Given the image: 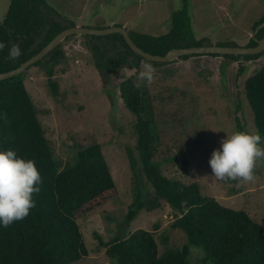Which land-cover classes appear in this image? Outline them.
I'll list each match as a JSON object with an SVG mask.
<instances>
[{"label":"rangeland","instance_id":"rangeland-1","mask_svg":"<svg viewBox=\"0 0 264 264\" xmlns=\"http://www.w3.org/2000/svg\"><path fill=\"white\" fill-rule=\"evenodd\" d=\"M10 0H0V21ZM76 26L106 28L123 26L128 31L161 35L170 29L173 11L183 0H45ZM194 36L210 45L247 46L253 24L264 14V0H188ZM84 35L69 36L60 44L65 60L54 67L57 83L52 93L43 65L25 71V85L35 106L55 160L64 167L73 162L77 149L98 143L117 187L111 199L78 218L88 254L70 264H113L95 234L104 241L129 236L140 229L152 230L159 255L174 252L187 242L181 229L172 228L177 211L166 201L151 211L142 210L127 226L124 218L133 200L132 172L127 149L137 140L135 115L126 107L119 85L131 78L149 97V109L159 134L155 159L170 178L197 182L203 195L221 205L245 210L262 223L264 218V160L258 161L252 182L220 181L208 163L220 141L239 130L258 131L244 96V82L264 66L258 58L231 60L223 56L195 55L175 59L154 68L151 83L138 79L148 64L122 67L102 73L93 64ZM131 62V61H130ZM262 143L264 137L262 136ZM188 161L183 170V159ZM145 183V180L142 179ZM204 250L191 246V264L202 262Z\"/></svg>","mask_w":264,"mask_h":264},{"label":"trees","instance_id":"trees-1","mask_svg":"<svg viewBox=\"0 0 264 264\" xmlns=\"http://www.w3.org/2000/svg\"><path fill=\"white\" fill-rule=\"evenodd\" d=\"M181 3L182 7L170 17L168 32L156 36L129 30L133 42L156 55H165L175 47L209 44L195 38L189 2L183 0ZM263 21L264 14L252 29ZM71 26H75L74 22L60 15L45 0H10L0 21V42L6 45L0 51V73L18 67L56 34ZM84 36L92 62L102 73H114L125 66L133 68L141 60L151 65L163 64L148 61L132 51L120 33ZM255 37H264V27ZM13 44L19 45L22 53L15 60L9 57ZM256 44L255 39L250 38L247 46ZM263 53L210 55L240 60L258 58ZM190 56L195 55L179 59ZM64 60L65 54L59 44L27 69L43 65L49 88L55 93L54 67ZM24 80L25 72L0 81V150H14L19 157L34 160L42 183L40 192L33 194L35 207L30 209L29 215L7 228H0V264H70L88 254L78 218L101 208L108 200H115L117 187L98 143L79 147L73 162L60 168ZM119 88L126 107L136 117L137 135L135 149H127L133 200L124 222L127 226L140 211L154 210L161 205L160 200H164L177 211L172 228L181 229L187 242L174 252L159 255L152 230L140 229L109 242L95 234L112 263L191 264V246H201L204 250L201 263L264 264V218L258 223L245 210L223 206L214 197L203 195L199 183H183L168 177L155 159L159 134L149 109V97L131 78L121 81ZM244 96L253 122L264 137V66L246 78ZM235 120L237 128L243 130L241 122ZM187 165L184 158L185 172Z\"/></svg>","mask_w":264,"mask_h":264},{"label":"clouds","instance_id":"clouds-1","mask_svg":"<svg viewBox=\"0 0 264 264\" xmlns=\"http://www.w3.org/2000/svg\"><path fill=\"white\" fill-rule=\"evenodd\" d=\"M5 44L0 42V51ZM19 45L13 44L9 57L21 56ZM154 68L144 65L138 79L151 83ZM264 160V143L259 131H233L220 141L208 161L213 176L220 181L252 182L258 161ZM42 178L32 159L19 157L14 150H0V228H7L29 215L35 207L33 194L40 192Z\"/></svg>","mask_w":264,"mask_h":264},{"label":"water","instance_id":"water-1","mask_svg":"<svg viewBox=\"0 0 264 264\" xmlns=\"http://www.w3.org/2000/svg\"><path fill=\"white\" fill-rule=\"evenodd\" d=\"M264 27V21L258 24L254 30V34L258 32L260 28ZM120 33L128 46L132 51L140 55L142 58L153 61V62H170L186 55H253L264 52V37L262 39H255L257 44L255 46H236V45H210L203 44L197 46H185V47H175L166 52L165 55H156L144 51L138 45H136L132 38L130 37L128 30L123 26H111L106 28H91L83 26H71L63 29L58 34H56L39 52L31 56L26 61L22 62L18 67L0 73V81L10 78L15 75H19L26 71L28 67L42 59L50 51H52L56 46H58L64 39L71 35H108Z\"/></svg>","mask_w":264,"mask_h":264},{"label":"flooded vegetation","instance_id":"flooded-vegetation-1","mask_svg":"<svg viewBox=\"0 0 264 264\" xmlns=\"http://www.w3.org/2000/svg\"><path fill=\"white\" fill-rule=\"evenodd\" d=\"M261 23H262V22H261ZM259 24H260V23H259ZM255 28H256V27H255ZM254 30H255V29H254ZM254 30H253V31H254ZM258 31H259V30H258ZM252 38H254V39H258V38L255 37V34L253 35ZM262 38H263V37H262ZM262 38H260V39H262Z\"/></svg>","mask_w":264,"mask_h":264},{"label":"crops","instance_id":"crops-1","mask_svg":"<svg viewBox=\"0 0 264 264\" xmlns=\"http://www.w3.org/2000/svg\"><path fill=\"white\" fill-rule=\"evenodd\" d=\"M263 15V14H262Z\"/></svg>","mask_w":264,"mask_h":264}]
</instances>
